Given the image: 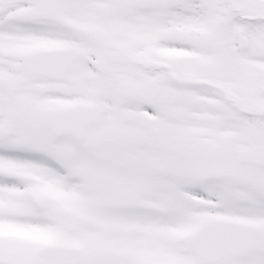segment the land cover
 <instances>
[{"label": "snow or ice", "instance_id": "1", "mask_svg": "<svg viewBox=\"0 0 264 264\" xmlns=\"http://www.w3.org/2000/svg\"><path fill=\"white\" fill-rule=\"evenodd\" d=\"M0 264H264V0H0Z\"/></svg>", "mask_w": 264, "mask_h": 264}]
</instances>
